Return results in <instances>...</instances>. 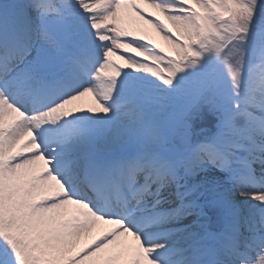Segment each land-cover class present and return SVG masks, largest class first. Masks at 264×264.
<instances>
[{"label":"snow or ice","instance_id":"snow-or-ice-1","mask_svg":"<svg viewBox=\"0 0 264 264\" xmlns=\"http://www.w3.org/2000/svg\"><path fill=\"white\" fill-rule=\"evenodd\" d=\"M0 264H264V0H0Z\"/></svg>","mask_w":264,"mask_h":264},{"label":"bare ground","instance_id":"bare-ground-1","mask_svg":"<svg viewBox=\"0 0 264 264\" xmlns=\"http://www.w3.org/2000/svg\"><path fill=\"white\" fill-rule=\"evenodd\" d=\"M139 7L143 10L144 13L146 14H152L153 16L158 15L155 10L150 9L147 7L146 3L139 4ZM162 19V17H161ZM121 23L122 26L129 28V29H142L143 34L146 35L148 39H151L152 42L156 45H158L160 48H163L164 41L160 39V36L157 35L155 32H153L150 28L147 27V25H143L139 20L136 19L135 15L129 11V6L128 5H122L121 6ZM167 23V21H165ZM171 27V25H169ZM140 34V33H138ZM167 52L166 50H164ZM121 53H124L125 55L130 54L125 52L123 49H117L116 53L113 54L112 57H110V60L112 63L120 68L122 71H126L127 66L124 64L123 60L120 58ZM260 69L257 67L255 68V73L257 75V78L259 77L260 74ZM102 79H106L102 75ZM95 99L94 96L89 94L86 96L81 97L79 100L75 101L74 104L81 109H87L89 107H95ZM29 137H25V140L22 141L26 142ZM113 227L110 223H106L104 221H97L95 223V227L93 228L92 232L90 234H86L81 238L79 247L83 248L86 247L88 244H90L93 240L101 237L103 234H105L108 230H110ZM101 256L106 260L107 259V254H101Z\"/></svg>","mask_w":264,"mask_h":264},{"label":"rangeland","instance_id":"rangeland-1","mask_svg":"<svg viewBox=\"0 0 264 264\" xmlns=\"http://www.w3.org/2000/svg\"><path fill=\"white\" fill-rule=\"evenodd\" d=\"M163 49L166 50L167 53H168L170 56L174 55V53H173L172 50H171L170 45L165 44V42H164V44H163ZM254 71H255V69H254Z\"/></svg>","mask_w":264,"mask_h":264},{"label":"water","instance_id":"water-1","mask_svg":"<svg viewBox=\"0 0 264 264\" xmlns=\"http://www.w3.org/2000/svg\"><path fill=\"white\" fill-rule=\"evenodd\" d=\"M207 126V125H206Z\"/></svg>","mask_w":264,"mask_h":264}]
</instances>
